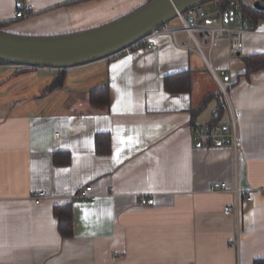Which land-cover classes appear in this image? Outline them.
Returning a JSON list of instances; mask_svg holds the SVG:
<instances>
[{
  "label": "crops",
  "instance_id": "crops-1",
  "mask_svg": "<svg viewBox=\"0 0 264 264\" xmlns=\"http://www.w3.org/2000/svg\"><path fill=\"white\" fill-rule=\"evenodd\" d=\"M148 1L0 0V30L79 33ZM227 3L197 7L190 27L188 13L169 21L148 36L152 49L144 43L69 68L55 90L60 70L0 64V264H264V69L245 75L244 63L264 54V19L222 25ZM26 6L33 16L15 20ZM212 27L242 29L241 53L231 56L228 37L210 36ZM184 72L190 90L167 92L165 83ZM104 87L109 105L91 106L89 92ZM232 117L236 152L194 143L195 129L227 127ZM100 133L109 134L108 154L96 151ZM56 155L69 161L55 164ZM220 183L224 191L210 190ZM87 185L96 201H72ZM66 205L71 237H62L54 215Z\"/></svg>",
  "mask_w": 264,
  "mask_h": 264
},
{
  "label": "water",
  "instance_id": "water-1",
  "mask_svg": "<svg viewBox=\"0 0 264 264\" xmlns=\"http://www.w3.org/2000/svg\"><path fill=\"white\" fill-rule=\"evenodd\" d=\"M219 0H149L135 11L96 29L53 37H31L0 31V61L21 68L69 70L111 58L117 52L139 42L169 21ZM264 11V5H252ZM202 16L203 13L200 12ZM194 16L187 22L193 26ZM239 19L234 13L222 16V25ZM211 24V21H208Z\"/></svg>",
  "mask_w": 264,
  "mask_h": 264
},
{
  "label": "built area",
  "instance_id": "built-area-1",
  "mask_svg": "<svg viewBox=\"0 0 264 264\" xmlns=\"http://www.w3.org/2000/svg\"><path fill=\"white\" fill-rule=\"evenodd\" d=\"M229 7H233L232 1L229 2ZM195 10L189 11L188 14L195 16L196 15ZM13 14H14L13 18L15 20H24V19L30 18L31 16H33L32 7L26 6L23 10L14 11ZM235 17L240 19L241 14H236ZM243 20H244V22L247 21L245 18ZM184 29L186 30L188 35L191 36V34H190L191 30L186 25V23H184ZM206 30L210 34V36H212L216 33H220V34L228 37V40H229L228 50H229V53L231 56H237L241 53V51H242V35H241L242 29L236 30V29H229V28L224 29L222 27L221 28L212 27V28H206ZM158 32H159V29L155 30L150 35L157 34ZM172 34H173V32H172ZM144 43H145V48H147V49H152L154 47V44L151 41H148V36H147L144 39H141L139 42H136V43L126 47V49H123V50L117 52L114 56L119 57V56L130 55L132 51H134L136 49H140L141 47H143ZM214 76L219 82L221 93H223V96L227 100V93L225 92V89H224L220 79H218V76L216 74ZM219 76H225V73L220 72ZM225 105L229 107V104L227 102H225ZM222 107H224V105H222ZM230 120H231L230 121L231 123L227 127L215 125L212 128H207V129L201 128L200 130L195 129L193 131V135H192L194 143L195 144H201V142H208L212 146H215V147L216 146H228V147H231L233 149V151L236 152V149L238 146V141H239L238 129H237L236 122H234V118L232 117ZM225 189H226L225 183L212 185L210 188V190L213 192L224 191ZM233 192L236 195H239L238 190H236L235 188L233 189ZM45 196H46V192L40 191L38 193L33 194L32 199L35 201V203L39 204L40 200L43 199ZM245 199L250 200L251 195L248 194ZM71 200L72 201L74 200L76 202L88 203V202L96 201V197L91 194V187L89 185H87L86 187L77 191L73 195ZM140 203L142 206H145L147 204V199L142 200ZM224 213L226 215H230L231 209L229 207H225ZM233 246L236 247V243L233 242L232 247Z\"/></svg>",
  "mask_w": 264,
  "mask_h": 264
},
{
  "label": "trees",
  "instance_id": "trees-1",
  "mask_svg": "<svg viewBox=\"0 0 264 264\" xmlns=\"http://www.w3.org/2000/svg\"><path fill=\"white\" fill-rule=\"evenodd\" d=\"M233 2L232 12L236 14H241L242 17L249 18L253 21H257L258 19H264V11L258 10L250 4L243 2L242 0H219L217 2L225 3ZM227 7L223 8V13H225ZM2 24H0V28ZM1 31V30H0ZM244 63L246 64L245 75H249L258 70L264 69V54H256L252 56H248L244 58ZM0 64H6L0 61ZM26 68H20L18 71H25ZM66 75V70H60L59 74L54 78L52 83L50 84L49 90H55V88H60L64 84ZM191 80L188 72H184V74H180L178 76L172 77L170 82L165 83V90L167 92L172 93H185L190 90ZM88 102L93 107H107L110 102L108 88H98L89 92ZM216 123L211 124L210 127H214ZM96 141V151L98 154H108L111 149V141L109 134L100 133L95 138ZM59 155V154H58ZM65 156V155H64ZM55 157V164L68 162L69 159L66 157ZM57 157V158H56ZM63 158V159H62ZM54 215L58 219V229L62 235V237H71L73 234L72 229V214H71V206L66 205L63 207H57L54 210Z\"/></svg>",
  "mask_w": 264,
  "mask_h": 264
},
{
  "label": "snow or ice",
  "instance_id": "snow-or-ice-1",
  "mask_svg": "<svg viewBox=\"0 0 264 264\" xmlns=\"http://www.w3.org/2000/svg\"><path fill=\"white\" fill-rule=\"evenodd\" d=\"M115 67V66H114Z\"/></svg>",
  "mask_w": 264,
  "mask_h": 264
}]
</instances>
